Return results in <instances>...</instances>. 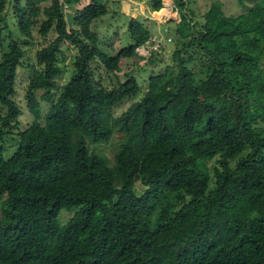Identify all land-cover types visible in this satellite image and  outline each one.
<instances>
[{
    "label": "trees",
    "instance_id": "16d2710c",
    "mask_svg": "<svg viewBox=\"0 0 264 264\" xmlns=\"http://www.w3.org/2000/svg\"><path fill=\"white\" fill-rule=\"evenodd\" d=\"M64 1L0 0V264H264V3L172 0L170 64L143 89L136 68L115 72L144 59L150 27L125 14L130 43L110 53L92 26L118 0Z\"/></svg>",
    "mask_w": 264,
    "mask_h": 264
},
{
    "label": "rangeland",
    "instance_id": "374dc122",
    "mask_svg": "<svg viewBox=\"0 0 264 264\" xmlns=\"http://www.w3.org/2000/svg\"><path fill=\"white\" fill-rule=\"evenodd\" d=\"M222 5V9L226 15H238L240 13L246 12L255 4H262L264 0H219ZM111 7L117 8L116 2H111L107 0ZM210 0H195L191 7L195 10L196 14L205 10L206 5ZM119 9L122 12L115 14L107 13L101 16L93 23L92 28L97 31L99 38L103 41V46L110 53L116 52L123 45L130 43L129 38H127L125 29L127 16H139L145 25L150 27L152 31L151 37L145 43V47L142 45L136 48V51L144 56V59H138L136 57H131L130 59H122L120 62L119 70H117L115 75L119 79H123L125 73L132 68H136L138 74L136 79L138 83L143 87L149 75L156 74L161 71L166 65L170 64L171 52H172V42L167 38V36H172V22L177 21L178 14L174 8L172 0H162V11L153 12V10L148 9L144 0H118ZM84 4V2H83ZM69 11H66V14ZM127 16H126V15ZM195 14V15H196ZM170 22V23H169ZM169 23V24H168ZM168 25V26H167ZM167 26V27H166ZM166 28V29H165ZM170 28V29H169ZM3 38V48L6 46V36L2 35ZM36 41H33L24 46L25 54L23 57V62L20 68L17 70V75L15 79V98L17 102H20L22 106L25 103L24 91L25 85L27 84V78L32 73L30 71V63H33V54L37 48ZM74 50L71 47L65 48L63 51V57L61 64L65 67L63 74L61 75L59 81L62 82L66 79L68 70L71 66V59ZM35 63V62H34ZM35 65V64H34ZM130 102V99L124 98L120 105L115 109V113H119L124 109ZM6 107L0 103V114H4ZM30 116L25 111V109L19 115L20 129L23 128L29 122ZM17 134L4 135L1 140V145L3 148L2 156L4 158L8 157L15 149V142L17 139ZM138 192L143 188L140 184H136ZM75 208L62 209L59 213V221L61 223L65 222L67 218L72 214Z\"/></svg>",
    "mask_w": 264,
    "mask_h": 264
},
{
    "label": "built area",
    "instance_id": "2783aa9c",
    "mask_svg": "<svg viewBox=\"0 0 264 264\" xmlns=\"http://www.w3.org/2000/svg\"><path fill=\"white\" fill-rule=\"evenodd\" d=\"M59 1L61 2V5H62L63 8L68 7V4H67L64 0H59ZM144 47H145V46L142 45V48H144Z\"/></svg>",
    "mask_w": 264,
    "mask_h": 264
}]
</instances>
